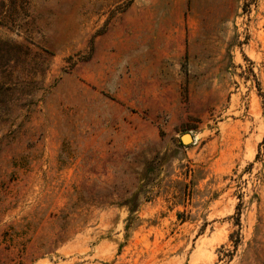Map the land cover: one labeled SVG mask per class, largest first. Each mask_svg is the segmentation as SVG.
Listing matches in <instances>:
<instances>
[{"label":"rangeland","instance_id":"obj_1","mask_svg":"<svg viewBox=\"0 0 264 264\" xmlns=\"http://www.w3.org/2000/svg\"><path fill=\"white\" fill-rule=\"evenodd\" d=\"M262 94L264 0H0V264H264Z\"/></svg>","mask_w":264,"mask_h":264},{"label":"trees","instance_id":"obj_2","mask_svg":"<svg viewBox=\"0 0 264 264\" xmlns=\"http://www.w3.org/2000/svg\"><path fill=\"white\" fill-rule=\"evenodd\" d=\"M262 98H263V108H264V94H262ZM166 154L161 155L160 157L150 160L146 163L145 169L142 173V182L143 181H147L150 177V174L157 170L160 165L162 163H164L166 160ZM148 182V181H147ZM143 185H141L140 187L142 188ZM138 196H139V192L136 191L134 192L130 198L126 199L123 204L127 205L129 213H133L136 210V207L138 205Z\"/></svg>","mask_w":264,"mask_h":264},{"label":"water","instance_id":"obj_3","mask_svg":"<svg viewBox=\"0 0 264 264\" xmlns=\"http://www.w3.org/2000/svg\"><path fill=\"white\" fill-rule=\"evenodd\" d=\"M181 142L182 143H186L187 141H192V137L189 133H184L182 136H181Z\"/></svg>","mask_w":264,"mask_h":264}]
</instances>
